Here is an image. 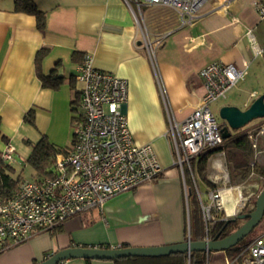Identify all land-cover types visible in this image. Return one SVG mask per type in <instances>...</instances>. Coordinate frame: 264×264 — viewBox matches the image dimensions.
I'll use <instances>...</instances> for the list:
<instances>
[{
	"label": "crops",
	"instance_id": "crops-1",
	"mask_svg": "<svg viewBox=\"0 0 264 264\" xmlns=\"http://www.w3.org/2000/svg\"><path fill=\"white\" fill-rule=\"evenodd\" d=\"M31 1L46 14L44 32L37 28L34 16L15 11V0H0V154L7 144L16 148L11 178L30 181L16 168L29 165L31 145L43 137L58 148L72 150L75 110H79L82 91L76 75L89 53L97 69L128 82L124 114L135 144H151L164 173L149 185L114 197L102 209L73 217L52 230L35 231L18 245L5 242L0 245V264H36L73 247L151 248L194 241L187 192L192 186L190 168L185 166L183 172L174 166L166 134L171 120L184 122L200 103L205 91L199 72L207 65L219 62L244 69L243 83L249 85L251 79L264 75V55L255 57L247 36L259 20L253 0H232L228 9L223 7L225 0H217L201 11L193 26L185 28L176 11L164 6L139 7L135 0ZM231 14L240 21L238 26L227 28L215 20H227ZM136 18L153 41L160 40L157 72ZM256 42L264 47V34ZM43 49L48 52L37 67V54ZM241 88L235 87L219 108L246 110L264 96L256 89L236 94ZM262 122L251 126L257 128ZM260 138L264 150V137ZM225 169L224 153L209 159L208 177L216 185ZM253 176L260 178L253 174L249 179ZM233 184L236 188L219 189L231 191L224 198L222 212L229 220L248 213L251 205L249 201L237 203L236 189L241 184ZM234 254L233 250L219 253L224 264L233 261ZM63 264L113 262L71 259Z\"/></svg>",
	"mask_w": 264,
	"mask_h": 264
},
{
	"label": "built area",
	"instance_id": "built-area-1",
	"mask_svg": "<svg viewBox=\"0 0 264 264\" xmlns=\"http://www.w3.org/2000/svg\"><path fill=\"white\" fill-rule=\"evenodd\" d=\"M136 4L164 6L177 12L181 28L193 26L200 18L202 8L209 0H135ZM232 0H225L228 9ZM260 21L264 20V0H253ZM137 22L143 35V45L157 72V47ZM255 57L264 55V47L256 43L248 32ZM247 71L233 65L213 62L204 67L199 76L204 84V95L188 118L178 123L171 120L167 131L173 164L184 172L198 157L221 148L225 139L222 127L211 105L227 99L230 91L245 80ZM77 81L82 85L79 110L75 113V132L72 150L58 155L54 173L41 180L20 183L12 198L0 197V245L9 242L18 245L35 231H48L94 209H102L114 197L131 192L157 181L164 173L151 144H135L129 122L123 112L128 103V82L94 65V56L86 54L78 68ZM255 149L259 137L264 136V123L256 133H249ZM16 148L7 144L1 153L4 163H15ZM193 177L206 227L213 222L215 213L224 212V190L209 191L204 201ZM232 190V189H231ZM236 191H240L236 189ZM188 192V191H187ZM237 203L245 205L248 197L238 193ZM223 220H229L226 217ZM208 232V229H207ZM188 264H191V253ZM199 264H210L209 255ZM226 264H264V233L253 239L246 248Z\"/></svg>",
	"mask_w": 264,
	"mask_h": 264
},
{
	"label": "trees",
	"instance_id": "trees-1",
	"mask_svg": "<svg viewBox=\"0 0 264 264\" xmlns=\"http://www.w3.org/2000/svg\"><path fill=\"white\" fill-rule=\"evenodd\" d=\"M15 11L34 16L39 31L44 32L46 30V14L40 12L31 0H15ZM47 52L48 50L46 49L39 51L36 60L37 67L40 66ZM79 100L80 98L77 102ZM31 146L32 154L28 160V164L34 171V180H41L42 178L52 176L57 156L67 155L70 152L67 149L56 147L45 137L38 144ZM218 153L225 154L227 169L232 183L241 184L246 182L253 174L264 179V165L255 162V149L250 134L245 131H236L231 133V136L225 140L221 148L209 150L201 154L197 161L192 163V166H195V170L207 190L215 189V186L207 177V166L209 159ZM11 170V166L2 161L0 154V197L3 200L12 198L21 183L20 180L11 178ZM188 197L190 203V232L192 240H213L220 233V238H224L238 228V221L223 220L225 218L224 213H215L216 219L206 227L198 196L192 186L188 191ZM255 205L256 202L248 207L246 206L247 212L254 211ZM205 260L206 254L204 253L195 252L191 255V264H199ZM113 264H188V255L174 254L160 258H126L115 260Z\"/></svg>",
	"mask_w": 264,
	"mask_h": 264
},
{
	"label": "water",
	"instance_id": "water-1",
	"mask_svg": "<svg viewBox=\"0 0 264 264\" xmlns=\"http://www.w3.org/2000/svg\"><path fill=\"white\" fill-rule=\"evenodd\" d=\"M126 112V106L123 107ZM219 118L226 122L222 128L223 138L231 136V131H240L256 120H264V96L257 98L248 109L241 110L235 106H225L220 109ZM264 219V188L260 192L254 211L245 213L231 219L232 222L243 223L230 235L203 241H191L151 248H96V247H73L67 248L51 255L46 260L36 264H63L71 259H83L93 261H110L126 258H160L174 254H192L195 252L210 254L212 252H226L231 250L248 235H250Z\"/></svg>",
	"mask_w": 264,
	"mask_h": 264
},
{
	"label": "rangeland",
	"instance_id": "rangeland-1",
	"mask_svg": "<svg viewBox=\"0 0 264 264\" xmlns=\"http://www.w3.org/2000/svg\"><path fill=\"white\" fill-rule=\"evenodd\" d=\"M250 1V0H249ZM248 1V2H249ZM215 2H217V0H209V2L202 8V12L203 10L205 9V7H208V6H212L215 4ZM248 4V3H247ZM214 19V18H212ZM215 20L220 23V25H223L224 24H227L229 25L227 28H231L233 26H238L240 24V21L237 20V19H233V16L232 14L229 15V17H227V20H222L221 18L219 17H215ZM254 23L256 24L255 25V28L253 29L252 33L254 36H256V39L257 40H260V37H262V35L264 34V20L263 21H260V20H255ZM237 28V27H236ZM249 39V38H248ZM159 42L160 40H155L154 42ZM250 42V41H249ZM257 43V42H256ZM249 45H252V43L250 42ZM159 45L158 47L156 48L158 51L159 49ZM246 78V77H245ZM251 84H245L243 82H240L238 85H236L235 87H239L242 85V88L240 92H237L236 94L238 95H244V94H249L252 90L256 89L258 90L259 92H261V95L264 94V75H261L260 78L258 79H251ZM235 87L233 89H235ZM233 91V90H232ZM231 96V91L228 95V98ZM224 100H221V101H218L214 104L211 105V109L212 111L214 112V114L216 115L221 127H225V124L226 122L221 120L219 118V112H220V105L223 104ZM261 121L263 120H256L254 122H252L251 124H249L247 127H245L244 129L240 130V131H244L245 129V132H248V133H256L257 132V128H253L251 125H253L254 123H261ZM263 123V122H262ZM250 127V128H249ZM253 128V129H252ZM249 129V130H248ZM232 132L234 133L235 131L232 130ZM264 137V136H263ZM261 138L258 140L257 142V150L258 151H261L263 152L261 155H259L257 158H255V162L257 164H262L264 165V150L261 148V144H260V141ZM256 153V152H255ZM18 170V173L19 174H22L23 177H25L26 179H30L32 180V175L34 174V171L33 169L31 168V166L29 165H26V167H24V169L22 167H19V168H16ZM23 169V170H22ZM190 174H191V179H193V175H194V179L195 181L197 182L198 184V187L200 189V192H201V195H202V198L204 201H208L209 199V194L208 192L209 191H213V190H219V189H224V188H236L237 185H234L232 183V181L230 182V176H229V172L227 169H225V171H223L220 175H219V183L216 185L215 183H213L209 177H208V172H207V177L209 179V181L215 186V189H209V190H206V187L204 186V184L201 182V179L199 177V175L197 174L196 170H195V166L193 167L191 165L190 167ZM34 177V176H33ZM224 177L225 179L223 180ZM220 181L223 183H220ZM224 181H226V183H228L227 186H225V183ZM192 187L194 188V190L196 191L195 189V184L192 180ZM219 187V188H218ZM239 187V190L241 191L242 195L245 196V197H248L249 198V202L250 204L252 205L253 203H255L257 201V198L260 194V192L263 190L264 188V182H262V180L260 178H257L256 176H253L252 179H249L247 182H245L244 184H241L238 186ZM240 191H236V194H238ZM238 197V196H237ZM241 222V223H240ZM242 224V221H239L238 223V227ZM264 233V219L263 221L260 223V225L250 234L248 235L245 239H243L240 243H238L236 246L232 247L231 250H233L235 252L234 255H231V258H234L235 256L237 257L245 248L246 246L248 245V243L254 239V238H257L258 236L262 235ZM219 253H223V252H212L210 253V264H224V258L221 257L219 255ZM237 254V255H236ZM209 255V254H208Z\"/></svg>",
	"mask_w": 264,
	"mask_h": 264
},
{
	"label": "bare ground",
	"instance_id": "bare-ground-1",
	"mask_svg": "<svg viewBox=\"0 0 264 264\" xmlns=\"http://www.w3.org/2000/svg\"><path fill=\"white\" fill-rule=\"evenodd\" d=\"M230 194H231V191L230 190H228V191H224V193H223V202H224V198L228 195V196H230ZM234 194V193H233ZM238 196V195H237ZM234 209V208H233Z\"/></svg>",
	"mask_w": 264,
	"mask_h": 264
}]
</instances>
